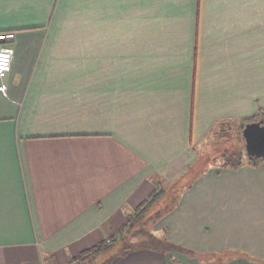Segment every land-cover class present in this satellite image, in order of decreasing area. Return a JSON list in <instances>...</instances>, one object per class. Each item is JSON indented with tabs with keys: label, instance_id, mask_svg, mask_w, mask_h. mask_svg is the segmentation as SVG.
<instances>
[{
	"label": "crops",
	"instance_id": "1",
	"mask_svg": "<svg viewBox=\"0 0 264 264\" xmlns=\"http://www.w3.org/2000/svg\"><path fill=\"white\" fill-rule=\"evenodd\" d=\"M0 36V264H66L158 186L186 251L112 264H264V160L201 162L264 110V0H0Z\"/></svg>",
	"mask_w": 264,
	"mask_h": 264
},
{
	"label": "trees",
	"instance_id": "2",
	"mask_svg": "<svg viewBox=\"0 0 264 264\" xmlns=\"http://www.w3.org/2000/svg\"><path fill=\"white\" fill-rule=\"evenodd\" d=\"M252 120H260L264 123V110L260 108L255 114L243 118L239 122L241 132L245 123ZM230 124L231 122L227 119L218 122L220 133L217 134V138L220 137L221 141H214L215 147L212 152H206L201 158V162H215L218 157L219 161L216 164L236 167L244 162L257 165L263 161L264 155L251 157L246 154L244 141L241 144L240 137L238 139L230 137V133L227 132ZM219 145L222 146L217 149ZM171 189L158 186L149 197L136 206L133 212L126 215L120 230L95 246L81 251L66 264H112L114 256L124 255L128 251L141 248L158 251H186L165 237L156 236L150 228L160 214L165 211L167 203L174 199L176 194L171 195Z\"/></svg>",
	"mask_w": 264,
	"mask_h": 264
},
{
	"label": "water",
	"instance_id": "3",
	"mask_svg": "<svg viewBox=\"0 0 264 264\" xmlns=\"http://www.w3.org/2000/svg\"><path fill=\"white\" fill-rule=\"evenodd\" d=\"M7 38L0 36V42ZM242 136L246 154L251 157L264 155V123L260 120H252L242 128Z\"/></svg>",
	"mask_w": 264,
	"mask_h": 264
},
{
	"label": "rangeland",
	"instance_id": "4",
	"mask_svg": "<svg viewBox=\"0 0 264 264\" xmlns=\"http://www.w3.org/2000/svg\"><path fill=\"white\" fill-rule=\"evenodd\" d=\"M225 120V119H224ZM227 120H229V122H231V124L229 125V129H227L228 131V133H230L229 135H230V137H233V139L235 138V139H238L239 137H240V143L241 144H243V136H242V132H241V130H240V126H239V122H237V121H235V120H230V119H227ZM221 121H223V120H221ZM220 121V122H221ZM226 124V123H225ZM228 125V124H227ZM220 132H219V128H218V126H215L214 128H213V130L210 132V134L207 136V140H206V145L205 146H202V149L203 150H206V152H212V150H213V148L215 147V144H213V142L214 141H216V142H220L221 140H220V137L219 138H217L218 136H217V134H219ZM222 145H219L218 147H217V149L219 148V147H221ZM220 149V148H219ZM216 160L217 161H215L214 163H217L218 161H219V158L217 157L216 158Z\"/></svg>",
	"mask_w": 264,
	"mask_h": 264
},
{
	"label": "built area",
	"instance_id": "5",
	"mask_svg": "<svg viewBox=\"0 0 264 264\" xmlns=\"http://www.w3.org/2000/svg\"><path fill=\"white\" fill-rule=\"evenodd\" d=\"M13 48L10 46L0 47V93L7 95V84L4 78L11 68Z\"/></svg>",
	"mask_w": 264,
	"mask_h": 264
}]
</instances>
